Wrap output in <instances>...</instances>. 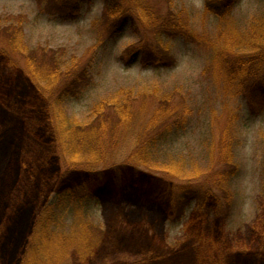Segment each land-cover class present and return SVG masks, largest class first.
<instances>
[{
	"label": "rangeland",
	"instance_id": "1",
	"mask_svg": "<svg viewBox=\"0 0 264 264\" xmlns=\"http://www.w3.org/2000/svg\"><path fill=\"white\" fill-rule=\"evenodd\" d=\"M172 4L191 15L190 24H180L175 35L159 24L154 28L130 21L112 33L110 24L100 22L104 0L82 1L75 20L50 15L37 0H0V48L18 34L24 48L16 56L20 66L32 62L46 72L56 64L55 57L70 61L73 56L80 65L90 66L91 83L78 96L62 101L67 121L90 122L93 106L103 98L115 100L117 110L127 106L141 114L138 125L144 127L156 124V108L187 113L183 128L158 134L152 128L146 136H155L154 144L149 143L146 165L139 164L157 176L166 175L167 181L122 180L93 186L87 195L65 196L68 185L82 186V176L71 171L69 153L51 135L45 100L33 95L26 74L19 69L12 74L9 62L0 59V137L8 134L14 140L17 180L14 186L4 183L7 172L0 180V187L9 185L2 196L0 238L6 215L27 202L20 244L1 264H23L30 228L42 209V228L60 243L48 244L47 256L34 259L36 264L50 259H58V264H264V106L260 100V108L249 102L258 85L240 91L238 76L226 75L229 62L245 52L244 35L264 40V0H238L224 17L206 12L204 0ZM149 43L169 46L173 63L144 66L140 56ZM134 50L139 52L129 60ZM105 109L112 119L108 126L116 121L115 112L112 106ZM168 113L173 115L164 110L162 116ZM126 118L117 120V132L103 129V141L115 136L114 150L119 152L105 150L102 162L126 161L136 135L130 133V123V130L122 128ZM173 164L183 175L197 176L194 183L204 191L212 188L218 197L206 203L189 199L181 209L182 198L189 195L184 192L188 182L174 180L178 172ZM85 224L88 233L81 234ZM77 230L97 244L86 263H80L71 247Z\"/></svg>",
	"mask_w": 264,
	"mask_h": 264
},
{
	"label": "trees",
	"instance_id": "2",
	"mask_svg": "<svg viewBox=\"0 0 264 264\" xmlns=\"http://www.w3.org/2000/svg\"><path fill=\"white\" fill-rule=\"evenodd\" d=\"M82 1L84 0H37L41 7L50 15H58L66 20H75L79 17L82 8ZM163 1H165V6L163 5ZM237 1L238 0H204V9L206 12L215 14L217 17H224L231 13L237 4ZM104 3L105 12L104 16L101 17L100 22L101 24H110V27H112V33L122 31L124 25L130 21L131 24H150V26L154 28H158L156 24H159L160 26L162 25V29H164L165 33L168 35H175L180 28V24H190L191 20V15L185 8L177 10L173 7L172 0H104ZM254 36L256 35L250 37L249 35H244L242 38V47H244L243 49L245 52L239 56H235L233 60L229 62L226 75L230 79H232L233 74L238 76L240 80V91H245L247 88H254L252 85H258V89L255 88V93L257 91V95L248 96L250 100L249 102L251 106H257L256 102L260 100L264 106V72H262L263 61H261V58L264 59V40L259 41L255 39ZM18 38V34L14 36V38L11 35V38H9L11 44L9 46L6 45L4 48H0V59H5L7 63L9 62L8 69L12 74H15L17 69L26 74L27 79L31 84V89L34 90L33 95L37 98H40L39 96H41L42 99L45 100L47 104V126L51 135L52 137H55L57 145L59 147L62 145L64 151L69 153L72 165L71 171L82 176L79 181V185L82 186L76 187L74 184L68 185L66 187V192H68L65 196L71 194L74 195L76 193L79 195H87L93 186L102 187L109 184H119L122 180H147V184H151L152 180L156 179L167 181L166 175L157 176L154 173L147 171V169L144 168L145 166L139 164V162L146 165V162H148L147 153L152 148L149 146V143H151V145L154 144V141L151 140L154 139L155 136L150 137L151 134L148 130L154 128V132L158 134L183 128L187 123L186 112H176L166 108H161L160 110L159 108H156L153 111L155 114H153V120L156 124L150 125L147 123L144 127L142 126V123L138 125L141 120V114H133L136 111H132L131 109L128 110V108H126L127 106L119 107V109H126H120L119 111V109L117 110L119 104L116 103L115 100L103 98L93 106L92 115L94 117L90 122L84 123L75 120L67 121L64 118L61 109L62 101L64 98L78 96L81 94L82 90L91 83L92 74L90 66H88V64L80 65L76 56H73L72 59H74L70 61L63 59L58 60L57 57H55L56 64L46 72L40 70L32 62L22 67L16 58L18 54H21L24 51ZM152 46H154V49H152ZM167 47L169 48V46ZM167 47L162 49L159 46H155L153 43H149L144 49L146 52H143L142 50L140 56L142 64L146 67L160 66V64L163 66L171 65L173 61L169 54L170 50ZM138 50H134L130 54L131 58L129 60H132L137 56L139 52ZM243 55L246 56V61L248 62L242 58ZM255 64L256 67H254ZM157 102L158 104L162 103L160 99L157 100ZM106 106H112L115 112V118L113 120H116L115 122H112V124H108V126V121H112V119L109 118V115H105ZM257 107L260 108L259 106ZM164 110L173 111V115L168 113V117L162 116V111ZM124 111L130 112V114H124ZM56 114L57 116L59 115V117H61V115L63 117L56 120L54 117ZM127 116L128 118L124 120L126 123L122 125V128L130 130L131 124L134 131L130 133L135 132L136 135L133 138L131 149L127 154L126 161L118 163L114 160L107 159L102 162V153H105V150H109L116 155L119 152L118 149L114 150L117 146L115 136L111 135L113 140L103 141V129L107 126L113 128L117 132L116 126H118L119 123L117 120H121ZM38 133L42 137L41 130ZM147 133L150 134L148 139L146 138ZM136 138L139 139L135 141ZM127 141L131 140L127 139L126 142ZM103 146L109 147V149H102ZM15 151L16 147L14 145V140H11V135H2L0 137V180L7 172L6 175L8 176L5 175L7 180H4V183L7 182L9 185L11 184V186L16 185L17 182V180L16 182L14 180L15 171L12 162L14 160L13 156H15ZM228 163L229 161H224L225 165ZM11 164L12 167L9 168ZM48 167H50V165H48ZM179 167L180 166H175L173 164L172 168L178 172L175 173L174 180H186L188 186L186 190L184 189V192H186V195L189 194L187 200L185 197L182 198L181 209L186 205L189 199L192 201L196 200L199 203H206L211 197H218L217 193L212 190V188H207L206 191H204L202 188L198 187V185L194 183V181H197L195 180L197 176L194 174L185 176ZM66 171L69 172L68 170ZM9 185L4 184V186L2 185V187H0V209L3 204L2 196L5 194V190ZM78 189L80 192H76ZM26 203L27 202H25L21 208H16L14 213L8 214L5 217V219H7L5 232L0 238V264L3 260H8L11 257L15 246L20 244V234L24 231L21 225L26 217L23 215ZM1 214L2 212L0 211V216ZM43 217L45 218L46 216L43 214L42 209L35 223H33L30 228V242L28 240L24 250V256L22 258L23 264H36L33 262L34 259L40 260L41 255H45L44 249L48 244L60 243L59 238L51 240L46 235V231L42 228L44 225L42 221ZM86 226L88 225L85 224L83 229H81L83 230V233L81 234L88 233L85 231ZM92 227H94V225L90 224V228ZM81 234L80 230H77V235L73 236L71 239V247L74 252H78L77 258H79L80 263H86L88 257L92 256V251L96 250L97 244L96 241L84 237ZM53 261L54 263H52L50 259V262L47 264H58V259Z\"/></svg>",
	"mask_w": 264,
	"mask_h": 264
}]
</instances>
